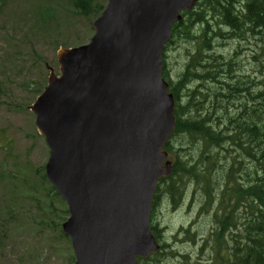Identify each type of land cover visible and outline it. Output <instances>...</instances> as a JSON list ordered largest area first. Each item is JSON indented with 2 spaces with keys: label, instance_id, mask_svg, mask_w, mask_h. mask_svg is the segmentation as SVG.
<instances>
[{
  "label": "water",
  "instance_id": "water-1",
  "mask_svg": "<svg viewBox=\"0 0 264 264\" xmlns=\"http://www.w3.org/2000/svg\"><path fill=\"white\" fill-rule=\"evenodd\" d=\"M197 0H108L90 43L61 48L62 75L31 109L50 156L46 175L69 206L75 264H138L159 249L150 230L175 101L162 54Z\"/></svg>",
  "mask_w": 264,
  "mask_h": 264
},
{
  "label": "trees",
  "instance_id": "trees-1",
  "mask_svg": "<svg viewBox=\"0 0 264 264\" xmlns=\"http://www.w3.org/2000/svg\"><path fill=\"white\" fill-rule=\"evenodd\" d=\"M12 1L0 0V15ZM68 1L74 15L90 19L98 17L106 3V0ZM238 1L198 0L193 10L183 12V19L173 26L168 47L176 37L196 40V47L189 54L182 74L173 81L165 69L167 55L163 54V76L175 97L176 128L164 147L172 161V173L157 184L151 228L158 236L153 219L161 197H167L176 208L186 195L188 183H196L194 189L203 191L207 209L216 200L220 207L214 215L213 241L208 237L200 247L202 255L211 246L212 257L206 263L196 261V264H264V80L238 76L233 63L222 53L213 52L211 46L225 35L221 27L227 28L226 24L237 36L246 22L251 23L252 30L264 28V0H246L239 6ZM47 7L53 8L40 5L34 11V21L37 17L47 19L44 13ZM233 10L237 12L235 18L230 15ZM212 19L216 21L215 27ZM65 42L60 44L68 45ZM33 172L43 174L42 179L34 175L32 182L26 183L35 193L45 192L43 198L33 194L36 201H45L50 212L57 213L52 199L59 196L47 181L43 167ZM64 206L58 227L68 215ZM37 208L41 213L42 209ZM39 223L44 224L45 220ZM188 237L194 239L193 234Z\"/></svg>",
  "mask_w": 264,
  "mask_h": 264
},
{
  "label": "rangeland",
  "instance_id": "rangeland-1",
  "mask_svg": "<svg viewBox=\"0 0 264 264\" xmlns=\"http://www.w3.org/2000/svg\"><path fill=\"white\" fill-rule=\"evenodd\" d=\"M243 1L239 0L238 6ZM40 5L53 7L45 8L47 21L32 17ZM236 13L233 10L230 15L235 18ZM93 21L74 15L68 0H13L0 15V264H75L71 242L59 231L62 225L57 226L64 204L53 198L58 212H50L46 202L38 203L33 195L43 198L45 192L35 193L26 183L32 182L34 175L42 179L43 174L33 171L45 167L49 158V148L38 133L30 107L48 84V67L59 73L60 42L66 41L68 46L88 43L94 33ZM262 32L263 27L253 29L255 36L251 35L248 42L228 40L224 35L211 45L213 52L227 57L238 76L264 80ZM195 42L176 37L165 51V69L172 80L182 74ZM194 186L193 181L188 183L186 195L176 208L167 197H161L153 221L165 248L145 264L206 263L212 257L211 246L202 255L200 247L208 237L213 241L214 215L220 207L216 200L208 210L203 191ZM42 220L44 224L39 223ZM192 234L194 239L188 237Z\"/></svg>",
  "mask_w": 264,
  "mask_h": 264
},
{
  "label": "bare ground",
  "instance_id": "bare-ground-1",
  "mask_svg": "<svg viewBox=\"0 0 264 264\" xmlns=\"http://www.w3.org/2000/svg\"><path fill=\"white\" fill-rule=\"evenodd\" d=\"M242 11H243V10H242ZM227 25H228V24H227ZM223 28H224V27H221L222 31H224ZM224 32H225V31H224Z\"/></svg>",
  "mask_w": 264,
  "mask_h": 264
}]
</instances>
